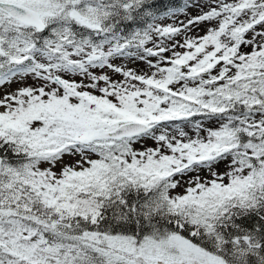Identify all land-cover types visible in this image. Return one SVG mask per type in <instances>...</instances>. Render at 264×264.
<instances>
[{
	"label": "snow or ice",
	"instance_id": "1",
	"mask_svg": "<svg viewBox=\"0 0 264 264\" xmlns=\"http://www.w3.org/2000/svg\"><path fill=\"white\" fill-rule=\"evenodd\" d=\"M0 264H264V0H0Z\"/></svg>",
	"mask_w": 264,
	"mask_h": 264
},
{
	"label": "rangeland",
	"instance_id": "2",
	"mask_svg": "<svg viewBox=\"0 0 264 264\" xmlns=\"http://www.w3.org/2000/svg\"><path fill=\"white\" fill-rule=\"evenodd\" d=\"M192 15H196V12H195V10H192V13H191Z\"/></svg>",
	"mask_w": 264,
	"mask_h": 264
}]
</instances>
